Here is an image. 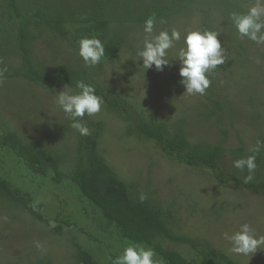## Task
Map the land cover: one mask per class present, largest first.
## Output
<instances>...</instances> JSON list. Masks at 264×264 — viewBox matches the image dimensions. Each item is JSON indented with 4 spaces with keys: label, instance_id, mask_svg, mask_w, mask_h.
<instances>
[{
    "label": "trees",
    "instance_id": "16d2710c",
    "mask_svg": "<svg viewBox=\"0 0 264 264\" xmlns=\"http://www.w3.org/2000/svg\"><path fill=\"white\" fill-rule=\"evenodd\" d=\"M254 3L255 0H0V69H7L0 82L11 90L19 82L44 89L67 85L75 92L79 91L78 81L93 84L96 94L104 99L102 108L126 123L127 137L154 143L165 155L190 168L211 170L223 186L235 184L238 189L264 197V147L247 154L256 156L257 167L254 179L244 183L241 174L228 176L221 165L227 152L226 138L216 144L195 143L185 119L173 125L150 120L104 82L107 66L117 63L125 51L128 57L140 59L137 52L143 48L147 35L144 23L150 16H156L154 30L162 27L169 32L188 18L198 17L201 30L217 31L219 39L229 37L222 44L226 49L225 63L209 77L211 85L205 96L208 101L203 103L207 112L201 114L205 121L215 118L222 123L232 102L221 97L220 85L228 79V70L249 62L248 45L255 43L240 39L229 14L245 13ZM161 19L165 23H160ZM82 38H99L104 44L105 56L96 67H85L78 55ZM42 43H50L52 49L65 53L68 62L40 59L37 52ZM180 66L177 58L169 71L163 70L170 74L177 90L184 87ZM71 123H63L60 130L56 123L42 125L33 136L23 135L12 121L0 118V205L4 209L28 215L47 225L56 236H73L75 231L88 235L87 242L73 236L72 264H114L133 244L153 248L159 264H241L208 242L176 234L173 210L166 209L148 191L129 185L114 171L100 150L106 134L104 122L85 115L84 123L90 130L87 136L72 128ZM59 134L61 139L72 138L73 146L56 144L64 142ZM239 152L246 153L244 149ZM245 173L247 176L248 171ZM49 184L74 191L78 207L69 216L57 214L52 219L47 214V205L39 195ZM142 193L147 195L143 203L139 199ZM52 223L55 227L50 226ZM169 241L190 245L195 259L168 249L165 245ZM37 264L53 262L43 259Z\"/></svg>",
    "mask_w": 264,
    "mask_h": 264
},
{
    "label": "rangeland",
    "instance_id": "374dc122",
    "mask_svg": "<svg viewBox=\"0 0 264 264\" xmlns=\"http://www.w3.org/2000/svg\"><path fill=\"white\" fill-rule=\"evenodd\" d=\"M183 22L186 23L173 27L181 32L182 37L189 30H201L198 17ZM163 30L157 27L154 34ZM228 38L224 36L221 43H226ZM182 47H185L183 39L169 50L167 59L170 65L177 60ZM248 50L249 62L228 70V79L220 85L223 88L221 97L232 102L222 123L215 118L205 121L201 115L207 112L203 103L208 101L205 97L208 93L188 95L184 87L177 90L170 74L155 72V66L148 70L143 68L142 58L132 59L126 51L117 63L107 66L104 82L118 90L132 108L144 112L150 120L173 125L176 120L185 119L195 143L216 144L226 138L227 152L221 165L228 176L236 172L244 180L247 169L241 171L233 166V162L246 158L257 147V141L264 139V46L250 43ZM37 53L40 59L50 62H68L66 54L52 49L50 43H42ZM170 65L164 69L169 71ZM14 84L18 86L11 90L0 82V118L5 122L12 121L23 135L35 136L37 127L51 123L59 124L60 130V125L70 120L55 103L57 93L65 87L44 89L26 83ZM65 91L76 93L67 87ZM91 118L106 125L100 150L109 165L129 185L148 191L166 209L173 210L176 234L197 242H208L241 264H264V250L248 256L235 254L230 251L232 245L223 235L238 231L242 223L252 225L258 236L264 235L263 196L238 189L235 184L223 186L211 170L190 168L165 155L154 143L127 137L126 123L104 108ZM58 137L61 139V134ZM61 140L64 142L55 143L73 146L72 138L68 141L63 137ZM240 149L246 153H237ZM39 200L47 205V214L52 219L57 214L65 218L78 207L73 190L51 184L44 186ZM86 231L93 233L91 228ZM73 236L79 242L90 241L88 235L79 231L73 232ZM73 236H56L47 225L0 205V264H37L43 259L52 260L53 264H72ZM37 242L43 245V249L36 247ZM165 246L180 251L190 260L195 259L190 245L169 241Z\"/></svg>",
    "mask_w": 264,
    "mask_h": 264
},
{
    "label": "clouds",
    "instance_id": "9594fccd",
    "mask_svg": "<svg viewBox=\"0 0 264 264\" xmlns=\"http://www.w3.org/2000/svg\"><path fill=\"white\" fill-rule=\"evenodd\" d=\"M229 19L239 33L240 39L247 38L258 46H264V0H255L245 13L231 12ZM160 23L165 21L161 19ZM155 24V14L144 23V32L147 35L143 48L137 52L143 60V68L148 70L155 66L157 71L162 72L166 66L170 65L167 59L169 50L183 39L185 47L180 49L178 56L181 65L179 71L182 77L181 83L188 95H204L211 85L209 79L211 73L225 63L226 49L218 38L220 34L207 29L189 30L182 37L181 32L176 28H172L170 32L163 30L154 34ZM78 55L82 58L85 67H96L105 56L104 44L99 38H82L79 41ZM6 71V68L0 69V81ZM65 88L57 93L55 103L72 121L70 126L82 136H87L90 130L84 123V117L100 113L104 99L96 94L93 84L84 81L76 83L79 91L75 94L65 91ZM261 147H264V141L258 140L253 152H259ZM255 161L256 156L250 155L233 162L235 168L241 171L247 169L248 175L244 177V183L252 181L257 167ZM139 199L143 203L147 195L142 193ZM50 226L55 227V224L52 223ZM223 235L224 239L232 245L230 251L235 254L248 256L254 255L258 250H264V235L258 236L256 229L249 223H242L239 230L231 235L227 232ZM36 247L43 249V245L39 242L36 243ZM156 255L151 247L133 244L123 250V254L115 259L114 264H159V261L155 259Z\"/></svg>",
    "mask_w": 264,
    "mask_h": 264
}]
</instances>
